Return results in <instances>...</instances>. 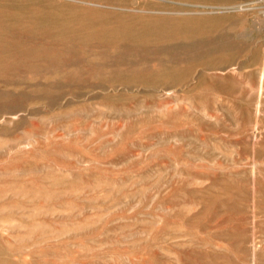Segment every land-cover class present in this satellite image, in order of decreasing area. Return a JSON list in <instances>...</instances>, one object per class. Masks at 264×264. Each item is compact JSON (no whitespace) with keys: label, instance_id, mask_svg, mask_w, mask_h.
<instances>
[{"label":"rangeland","instance_id":"obj_1","mask_svg":"<svg viewBox=\"0 0 264 264\" xmlns=\"http://www.w3.org/2000/svg\"><path fill=\"white\" fill-rule=\"evenodd\" d=\"M0 264H264V0H0Z\"/></svg>","mask_w":264,"mask_h":264}]
</instances>
